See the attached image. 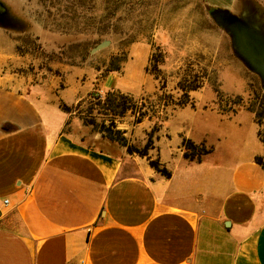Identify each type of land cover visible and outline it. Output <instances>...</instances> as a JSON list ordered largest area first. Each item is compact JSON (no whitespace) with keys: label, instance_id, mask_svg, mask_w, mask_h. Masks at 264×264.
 <instances>
[{"label":"crops","instance_id":"1","mask_svg":"<svg viewBox=\"0 0 264 264\" xmlns=\"http://www.w3.org/2000/svg\"><path fill=\"white\" fill-rule=\"evenodd\" d=\"M8 47L0 32V67ZM96 86L133 98L156 88L132 80L127 61ZM207 87L190 92L194 107L170 110L154 134L148 155L166 178L62 112L40 85L1 71L0 264H264L258 126L246 109L219 111L215 95L200 101ZM85 95L60 99L72 106ZM186 109L202 119L189 122ZM153 125L146 117L119 129L143 146ZM182 139L211 152L189 161Z\"/></svg>","mask_w":264,"mask_h":264},{"label":"rangeland","instance_id":"2","mask_svg":"<svg viewBox=\"0 0 264 264\" xmlns=\"http://www.w3.org/2000/svg\"><path fill=\"white\" fill-rule=\"evenodd\" d=\"M247 6L259 11L264 34V0H0V32L9 43L7 61L0 72L24 79L26 87L40 85L43 91L50 92L46 96L58 108L63 102L60 97L88 92L79 107L85 113L96 102L88 95L97 92L103 72L116 57L126 59L127 75L132 80L145 91L154 86L156 91L159 83L145 73L143 63L145 54L148 52L149 57L158 48L165 57L161 78L165 79L167 94L174 99L181 95L177 83L184 76L206 73L220 84L221 91L234 93L225 96L242 99L240 106L228 103L225 109L230 106L238 111L252 106L259 112L260 97L264 96L262 80L239 58L232 36L213 16L215 11L237 15ZM103 41L110 44L91 53ZM158 96L148 101L155 106L154 111L161 110ZM213 96L209 85L197 95L202 102ZM151 105L145 103L153 111ZM170 110L168 107L152 114L154 124ZM93 114L98 121L107 119L96 111ZM182 115L189 122L202 119L199 112L189 109ZM133 119L127 113L115 123L118 129L128 126L129 130ZM120 123L123 124L119 126ZM258 131L264 140L263 120ZM133 144L142 147L137 142Z\"/></svg>","mask_w":264,"mask_h":264},{"label":"trees","instance_id":"3","mask_svg":"<svg viewBox=\"0 0 264 264\" xmlns=\"http://www.w3.org/2000/svg\"><path fill=\"white\" fill-rule=\"evenodd\" d=\"M157 53L153 52L149 56L148 63L145 67V72L154 77L158 81L159 86L156 91L151 95H146L144 97L135 100L129 95L120 93L117 90H108L106 92H94L95 94L90 93L88 96L91 97L96 102L93 106L89 107L85 113L79 111L81 103L78 102L76 105L68 106L64 102H61L59 109L67 114H75L79 117L82 123L86 126H89L92 131L99 133L103 138H106L112 142H116L120 146L126 149V152L130 155H136L141 158H146L149 166L158 172L160 175L168 178L170 177V172L161 164L158 158L151 159L148 155L149 150L153 148V137L154 134L159 130L161 124L167 119L168 114L165 112L164 116L159 119V122L155 123L147 133V139L145 144L142 147H137L131 143L124 135V131L117 128L115 119L124 117L127 113H131L133 116L132 124L136 125L140 123L144 118H152V114H158L166 110V108L171 107V110L183 108L187 105H190L192 108L194 104L189 97V93L196 91L203 87L204 83L209 85L215 95V105L217 109L223 113H236L237 110L234 108L228 107V103L231 105H239L242 102V99L239 96L231 98L230 96H225L224 93L220 90V84L215 79H210V77L204 73L202 76L198 75H186L182 80L177 83V89L181 92V95L178 99H174L171 94H167L165 88V79L161 78L162 70L161 66L164 64L165 57L162 56V53L156 48ZM117 62V64H113ZM126 62V59H120L118 57L113 58L109 66L103 72V76L108 75L112 72H119L122 68V64ZM160 95V96H158ZM158 96V104H160L161 110L154 111V105H151L148 101L153 97ZM261 111L255 110L252 106L246 108L247 111L254 114V119L257 126L260 125L261 120L264 121V96H261ZM233 99V100H232ZM225 102V106L222 105V102ZM151 105L150 109L146 108L145 103ZM161 102V103H160ZM96 106L97 108H94ZM159 107V106H156ZM96 111L97 114L105 116L107 119L102 118L97 120L93 112ZM151 111V114H150ZM258 131V136H259ZM260 137V136H259ZM264 145V140H261ZM182 148H183V157L189 161H199L200 158L211 152L210 147H206L204 143L195 144L191 140L182 139ZM256 163L260 164L264 170V162L262 157L255 158Z\"/></svg>","mask_w":264,"mask_h":264},{"label":"water","instance_id":"4","mask_svg":"<svg viewBox=\"0 0 264 264\" xmlns=\"http://www.w3.org/2000/svg\"><path fill=\"white\" fill-rule=\"evenodd\" d=\"M244 10L245 12L240 15H233L228 11H215L213 16L217 23L230 33L237 55L249 70L261 78L264 87L262 17L254 7L247 6ZM109 44V41H103L92 48L91 53L101 50ZM249 56L253 60H250Z\"/></svg>","mask_w":264,"mask_h":264},{"label":"built area","instance_id":"5","mask_svg":"<svg viewBox=\"0 0 264 264\" xmlns=\"http://www.w3.org/2000/svg\"><path fill=\"white\" fill-rule=\"evenodd\" d=\"M6 203H7V200L4 201V204H6Z\"/></svg>","mask_w":264,"mask_h":264}]
</instances>
